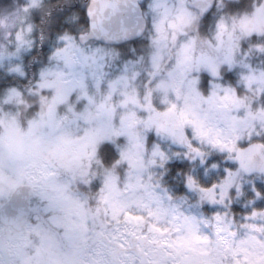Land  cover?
Segmentation results:
<instances>
[{
	"label": "clouds",
	"instance_id": "obj_1",
	"mask_svg": "<svg viewBox=\"0 0 264 264\" xmlns=\"http://www.w3.org/2000/svg\"><path fill=\"white\" fill-rule=\"evenodd\" d=\"M0 264H264V0H0Z\"/></svg>",
	"mask_w": 264,
	"mask_h": 264
}]
</instances>
